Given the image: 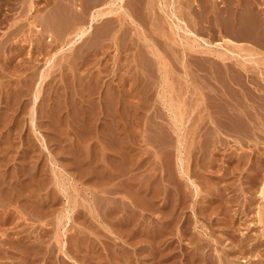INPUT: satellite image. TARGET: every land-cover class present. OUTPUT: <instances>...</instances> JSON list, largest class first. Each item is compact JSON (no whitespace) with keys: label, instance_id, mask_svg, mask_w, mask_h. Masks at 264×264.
<instances>
[{"label":"rangeland","instance_id":"374dc122","mask_svg":"<svg viewBox=\"0 0 264 264\" xmlns=\"http://www.w3.org/2000/svg\"><path fill=\"white\" fill-rule=\"evenodd\" d=\"M81 2L0 0V264H264V49L225 41L251 46L226 0H89L72 43Z\"/></svg>","mask_w":264,"mask_h":264},{"label":"bare ground","instance_id":"6f19581e","mask_svg":"<svg viewBox=\"0 0 264 264\" xmlns=\"http://www.w3.org/2000/svg\"><path fill=\"white\" fill-rule=\"evenodd\" d=\"M89 0H83V2H85V5L83 7H79V14H75V12L73 14H71V10L69 11L70 12V16H71V19H70V23L68 24V26H66L65 30L63 31H68L67 35H69L70 33L73 32V42L74 43L75 41H78V40H81L83 36H85V34L87 33H91L93 35H95L93 33L94 31V22L96 23L98 20L101 19V21H107L108 19H105L104 18V15L107 14V13H110L112 12V8L111 9H108L107 11L105 10H101V9H98L96 10V12L91 15V17L88 19V23L85 24V16L83 13L86 12L87 10V7H89V3H88ZM101 0H97L96 3H99ZM227 1V7H226V10H224L225 12H228L230 13V17L228 18V21L225 20L224 21V24L225 26H229L231 28H236L238 29L240 32L239 34V38L241 39H245V40H248L249 43H251V46L249 48H246L245 47H241L239 44H236V43H233L230 39L226 38L225 41L227 43H232L234 44V46H236L237 48V51L238 50H244L246 52V56H249V60L253 63H258L259 61L256 60L254 58V56L256 57V55L262 53L261 51V48L262 50L264 49V12L262 11L263 9V0H226ZM81 2V3H83ZM260 2V3H259ZM262 2V3H261ZM170 3V2H169ZM164 4V3H163ZM226 4V3H225ZM94 5V4H93ZM172 5V4H171ZM82 6V5H80ZM163 6V5H162ZM174 6V5H173ZM97 7V6H96ZM165 7V6H164ZM77 10V9H76ZM167 10H170V11H167L165 14L167 15L168 18H170L172 20V22L174 23V26L176 27H179V28H182L181 27V21L183 22L182 18L178 15V13H176L173 9H167ZM150 11V10H149ZM165 11V10H164ZM73 12V11H72ZM77 12V11H76ZM206 12V11H205ZM196 13V12H195ZM206 14V13H205ZM204 14V15H205ZM28 15V14H27ZM165 15V16H166ZM209 15V14H208ZM107 16V15H106ZM69 17V16H68ZM209 17V16H208ZM166 18V17H165ZM219 19V18H218ZM224 19V18H223ZM30 20V19H29ZM63 20V19H62ZM205 20V19H204ZM207 22V20H206ZM171 23V22H170ZM172 23V24H173ZM97 24V23H96ZM169 24V22H168ZM170 25V24H169ZM69 26L70 29H69ZM171 26V25H170ZM173 27V26H172ZM184 29V28H183ZM185 30L189 31L191 34L194 35V37H196V34L195 32H192L189 28H185ZM108 31V30H107ZM173 31V30H172ZM229 31V30H228ZM98 32V30H97ZM96 32V35L100 32L97 33ZM177 33V32H176ZM88 34V35H89ZM101 33H99L98 35H100ZM61 35V34H60ZM60 35L56 37L57 40H60ZM175 35V34H174ZM186 37V36H185ZM229 37V36H228ZM188 38V36L186 37ZM198 39V38H197ZM189 40V39H188ZM191 40H193V42L195 41V39L191 38ZM224 40V39H223ZM184 41V39H183ZM186 41V40H185ZM224 41V42H225ZM189 42V41H188ZM188 42H185V44H187ZM198 42V41H197ZM196 42V43H197ZM204 42H205V39H204ZM76 43V42H75ZM195 43V42H194ZM206 43V42H205ZM208 43V42H207ZM210 43V42H209ZM238 43V42H237ZM216 44V43H215ZM51 45V44H49ZM49 45H45L46 48H47V53H48V57L45 59L47 60L48 58H50V56L52 57V55H54L56 53L57 50H60L63 48V46L65 45L64 42L62 41H58V45L59 47L57 49H55L54 51H52V45L49 46ZM71 45V44H70ZM69 45V46H70ZM199 45V44H197ZM228 45V44H227ZM44 46V47H45ZM187 46V45H186ZM210 46V45H209ZM208 45L206 46V48L204 47V49H199L198 48H195L194 47V44L190 43L188 45V48L189 50H191V52H194V53H198V57H201L203 59H208V60H211V61H214V60H217L215 59L216 57L221 60L225 65L226 62L224 61L226 59V57L228 58V56L230 54L227 52L225 53H228V56H223L224 53H220V52H217V51H214L213 49H210ZM217 46V44H216ZM226 46V45H225ZM233 46V45H232ZM202 47V46H201ZM209 47V48H207ZM39 48V47H38ZM223 49V48H222ZM225 49V48H224ZM229 50V49H228ZM223 51V50H222ZM264 51V50H263ZM154 56L156 57V63L160 69V71L162 72V74L164 75L165 74V59L164 57L162 56V54L160 55V53L157 51V50H154L152 51ZM224 52V51H223ZM239 52V51H238ZM236 53V52H235ZM242 53V52H241ZM238 54V53H237ZM263 55V54H262ZM235 56V55H234ZM237 56V55H236ZM253 56V57H251ZM167 57V56H166ZM215 57V58H214ZM230 57V56H229ZM239 57H241L239 55ZM245 57V55H244ZM232 58V57H230ZM243 58V56H242ZM243 59H247L246 58H243ZM263 59V57H262ZM264 60V59H263ZM247 61V60H246ZM249 62V61H247ZM250 62V63H251ZM262 63V62H261ZM260 63V64H261ZM209 64V63H208ZM218 64V63H217ZM241 68L245 71H248V68L244 65V63H241L239 62ZM206 66H203V67H198L200 69H206L204 68ZM226 67V66H225ZM168 68V67H167ZM209 68H210V65H209ZM208 70V69H207ZM159 71V70H158ZM168 72V71H167ZM161 74V73H160ZM168 74V73H167ZM264 74V73H263ZM166 75V74H165ZM164 75V76H165ZM161 77V76H160ZM169 77V76H168ZM213 77V76H212ZM167 78V77H166ZM223 80V79H222ZM221 80V81H222ZM164 82V81H163ZM225 82V81H224ZM239 82V80H238ZM170 83V82H169ZM165 85V84H164ZM241 85V84H240ZM166 86L168 88V85L166 83ZM244 86V85H243ZM173 88V87H172ZM216 89V88H215ZM162 91V90H161ZM182 92V91H181ZM161 98H162V101L163 103L165 104V106L167 107L166 109H169L170 111H175V109L177 111L180 110L181 106L183 105L182 101L177 97H173V95H171V92L169 91V89L167 90L165 88L164 91L161 92L160 94ZM176 96V95H175ZM220 96V95H219ZM214 97V96H213ZM183 100V99H182ZM212 104V103H211ZM220 104V103H219ZM209 106V105H208ZM238 107V106H237ZM228 108V107H227ZM231 110V109H230ZM224 110H222L221 112H223ZM171 113V112H170ZM179 114V113H178ZM174 115V114H173ZM222 115V114H221ZM244 115V114H243ZM176 116V115H175ZM174 116V117H175ZM180 116V114H179ZM177 118V117H176ZM175 118V119H176ZM178 119V118H177ZM180 120V119H179ZM178 121V120H177ZM177 121L175 120V122L177 123ZM175 123V124H176ZM123 141V140H122ZM114 142V141H113ZM119 142V141H118ZM121 142V141H120ZM111 143V142H110ZM121 144V143H120ZM109 148V147H108ZM105 147L101 144V146L97 149V159L94 160V163L92 165V170H96L98 168H100L101 170V173H105L106 171L109 172V175H115L117 172L114 170V166L113 164L110 162L111 161V154H109L108 152L104 151ZM117 149V148H116ZM86 150H88V145L86 146ZM110 150V149H109ZM90 151V150H89ZM108 151V150H107ZM87 153V152H86ZM89 153V152H88ZM91 153V152H90ZM118 153V152H117ZM113 154V153H112ZM116 153H114L115 155ZM87 155V154H86ZM89 156L87 158V161H92V155H87ZM118 157V156H117ZM116 158V157H115ZM85 161V160H84ZM109 161V162H108ZM114 162V161H113ZM112 164V166H111ZM100 172V171H99ZM153 187H152V190H156L158 189V186L156 187L155 185V181L154 180H151ZM155 182V183H154ZM98 183V182H97ZM63 185V184H62ZM148 186H150L148 184ZM137 188V187H136ZM263 188H264V183L263 185L261 186L260 190H259V194L262 195V191H263ZM161 189V188H160ZM144 191V190H143ZM146 191V190H145ZM164 191V189H163ZM140 194V193H139ZM136 199L139 201V202H143L142 201V198L139 197V196H135ZM137 203V202H136ZM257 213H258V221L261 220V217H260V213H259V210H257ZM161 226V225H160ZM162 228V227H161ZM240 240V239H239ZM241 242V241H240ZM242 245V244H241ZM238 249V248H237Z\"/></svg>","mask_w":264,"mask_h":264}]
</instances>
